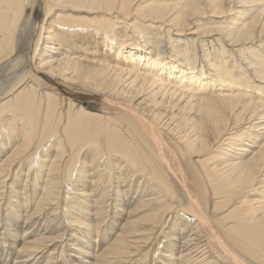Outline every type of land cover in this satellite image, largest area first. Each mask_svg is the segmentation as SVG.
<instances>
[{
  "label": "bare ground",
  "instance_id": "bare-ground-1",
  "mask_svg": "<svg viewBox=\"0 0 264 264\" xmlns=\"http://www.w3.org/2000/svg\"><path fill=\"white\" fill-rule=\"evenodd\" d=\"M0 264H264V0H0Z\"/></svg>",
  "mask_w": 264,
  "mask_h": 264
}]
</instances>
